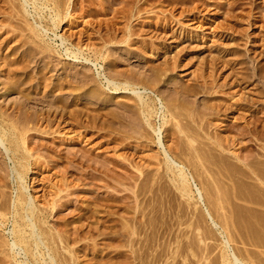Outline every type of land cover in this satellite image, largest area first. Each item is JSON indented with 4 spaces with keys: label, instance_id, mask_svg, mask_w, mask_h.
I'll return each mask as SVG.
<instances>
[{
    "label": "rangeland",
    "instance_id": "1",
    "mask_svg": "<svg viewBox=\"0 0 264 264\" xmlns=\"http://www.w3.org/2000/svg\"><path fill=\"white\" fill-rule=\"evenodd\" d=\"M67 1L71 10L75 0ZM83 1L87 5V23L81 18L74 23L64 20L56 29L49 20L50 7H42L39 14L34 9V0L28 3L24 0H0V107H4L2 110L8 108L9 113L14 111L13 116H19L21 111L14 110L13 102L25 101L27 93L31 99L26 100L23 110L29 111L32 119H40L37 127H33V122L28 124L29 140L44 151L40 160L45 158L39 168L29 170V175L22 178L24 182L20 180L15 171L18 161L8 150L7 146H11L8 140L1 138L3 123L0 122V174L3 175L0 177H6L8 182L0 188L8 194L1 199L9 201L22 190L28 200L35 198L36 202H46L53 197V192L58 191L57 188L64 189L60 193L61 200H58L60 206L58 204L48 220L42 219L40 223L44 230L55 236L51 242L45 240L50 244V251L42 246L49 264H52L49 257L53 256L62 264H229L232 261L224 260L228 252V256L233 258L236 253L245 261L264 264V0ZM12 3L15 4L14 10ZM23 5L30 13H25L27 20L34 27L48 22L49 26L46 24L41 30L39 28L40 38L28 29L27 20L17 14ZM95 28L102 33L115 34L117 38L127 36V42L107 45L108 56L111 55L109 59L114 61L112 65H109V59L108 62L95 61L93 52L88 53L87 50L75 58L72 51L78 52L77 48L69 41H62L61 35L79 34L85 29L94 36L91 42L98 43L101 33ZM29 33L35 39H26ZM21 36L28 42H20ZM86 38L88 36L84 37L85 43L88 41ZM38 45L45 50L36 54L34 60L39 66L47 62L50 70L47 76L53 79V83L70 74L78 80H88L90 86L77 91L66 87L40 92L34 78L42 75L38 72V64L31 63L25 73L20 65L12 62L23 52L31 51L30 48L32 54ZM66 48H70L68 53ZM158 66L166 68V71L154 92L165 103L173 101L174 97L176 100L179 94L178 99L182 97L181 101L187 102L180 103L187 104V109L189 106L199 115L206 102L221 110L216 116L211 115L212 125L208 130L221 136L226 149L208 143L199 147L201 143L197 145V141V144L193 143L199 147L197 151L196 146H190L194 147V152L184 144L188 157L184 158L190 160L196 155L192 161L196 160L190 162L189 167L202 188L204 201L197 192L193 194L194 198H188L190 201L186 200L180 195L172 176L166 172L162 146H175L170 138L177 135L173 137L171 134L167 138L162 130L161 143L159 135L152 129L153 137L148 135L149 138L145 139L136 137L135 130L131 134L135 126H130L128 121L132 120L138 126L142 120L133 112L134 108L128 106L132 103L133 91L115 90L104 78L119 79V75L126 72L128 74L124 77L132 75L138 81L151 78L156 82ZM11 70L16 71L15 78L10 76ZM32 76L35 88L28 83ZM18 78L25 79L28 84L25 82L22 89L13 86L8 90L9 82ZM205 80V84L211 87V91L207 88L208 93L197 91L186 96L180 92L183 85L201 90L198 85ZM57 96L62 98L53 103ZM39 97L45 99L41 101ZM108 98L114 101L104 102ZM63 101L69 105L68 113L70 111L71 115L72 110L75 115L72 113L70 116L58 108ZM231 106L234 111L226 110ZM184 115L181 122L186 120ZM119 116L126 117V121L122 122ZM153 120L159 126L160 118L155 116ZM177 121L170 122L176 127ZM249 121L252 128L256 125L254 132L245 129ZM170 122L166 127L174 131L175 127ZM125 131L130 132L126 134ZM203 133L194 136L207 140ZM190 151L193 155L188 153ZM198 153L202 154L201 158H198ZM204 153H208V158ZM31 199L30 202L34 201ZM206 207L216 223L207 214ZM9 216L10 222L0 228V257L4 253H12L10 248L2 246V243L13 240L14 218L13 214ZM59 230L63 232L58 238L56 233ZM17 258L25 264H38L32 256L27 262L25 251H21ZM9 259L11 263L18 264Z\"/></svg>",
    "mask_w": 264,
    "mask_h": 264
},
{
    "label": "bare ground",
    "instance_id": "2",
    "mask_svg": "<svg viewBox=\"0 0 264 264\" xmlns=\"http://www.w3.org/2000/svg\"><path fill=\"white\" fill-rule=\"evenodd\" d=\"M26 1V3L30 2L31 0H24ZM43 2L41 3V1H39L40 3H38V0H34V3L36 4L35 5V10H37V12L39 14H41V10H42V7H50L51 9V13H50V21L53 25L54 28L58 29L61 24L63 23L64 20H67L69 23L72 22L74 23V20H77V19H82V20H86L85 18L87 16V5L85 4V2L83 0H75L74 3H73V6L71 8V10H69L70 6L68 5V1L67 0H42ZM206 3V2H205ZM204 3V4H205ZM12 5H14L12 8L13 10L15 9V4L12 3ZM30 5V4H29ZM89 7V6H88ZM91 10V9H90ZM20 12V13H19ZM89 12V11H88ZM26 14H30L29 11L27 10V8L25 7V5L21 6L19 11H17V14L21 17H24L26 20L28 19L26 17ZM21 14V15H20ZM89 15V14H88ZM16 16V15H15ZM41 18H43V16H41ZM89 20V19H88ZM90 21V20H89ZM84 22V21H83ZM76 23V22H75ZM86 23H87V20H86ZM91 23V22H90ZM89 23V24H90ZM26 24L28 26V29L31 31V33H33L37 38H40V30L41 28H44L45 25L47 24L48 25V22H46L45 25H42V24H39L37 25L36 27H34V25L30 22H28V20L26 21ZM85 24V23H84ZM91 25V24H90ZM95 25V23H94ZM101 25V23L99 24ZM86 26V25H85ZM102 27V25H101ZM40 28V30H39ZM83 28V27H82ZM93 28V27H92ZM27 29V30H28ZM50 28H46V30H48ZM96 29V28H95ZM98 29V28H97ZM96 29V30H97ZM100 29V28H99ZM28 30V31H29ZM85 30V29H84ZM84 30H81V32L79 34L75 33L74 35L70 34L69 36L67 35H61V38H62V41H69L75 48H77L78 52H75V51H72V54L75 58H78L80 55H83L84 52L87 50L89 51L88 53H91L93 52V56L95 57V61H99L100 59L101 60H107L110 58V56H108V48L106 49L107 45L110 44V43H124V42H127V36L125 35L126 33L123 34V38L119 37L118 38H121V39H118L115 34L113 35H110L109 32L108 33H102V31H98L99 33H101L99 36L100 38V41L98 43L96 42H91V38H94L93 35H91V33L88 31H84ZM101 30V29H100ZM113 32V31H111ZM31 33H29V36H27L26 39H30V40H33L35 39L32 35H30ZM97 33V32H96ZM97 33V34H99ZM117 35V34H116ZM20 37V35H18ZM88 36V38H86L88 41L87 43H85L84 41V37ZM93 36V37H92ZM20 42L22 41H25V43L28 42V40H25V38L23 39V37L21 36L20 39H18ZM77 40V42H76ZM95 40V39H94ZM131 40V39H130ZM129 40V41H130ZM72 47V46H71ZM29 49V48H28ZM31 51H32V48H30ZM33 52L32 54L30 53L31 51L28 50L23 52V55H20L18 58L16 57V59H12V62L14 61L15 64H18L21 66V68L25 71L26 73V70L31 67V63H36L38 64L37 62H35V56L36 54L40 53V52H43L45 49L44 47H42L41 45H38L36 48H33ZM67 50V53L68 51L70 50V48H66ZM74 50V49H73ZM35 52V53H34ZM70 55V53H69ZM87 60H92V59H89V58H86ZM118 59V58H117ZM94 60V59H93ZM116 61V60H115ZM108 62V60H107ZM112 62L113 59H109V65H112ZM107 63V64H108ZM168 63V62H167ZM167 63H164L165 65ZM119 64V63H118ZM115 65V64H114ZM113 65V66H114ZM112 67V66H111ZM153 67V66H152ZM157 67V66H156ZM159 67V66H158ZM165 67H168V64L167 66ZM38 72H42V75L40 77H37L35 75L34 78L37 80V87H39V91L41 92L43 89L45 91V89H52V88H56V90H62L65 89L66 87L68 88H73L75 89L76 91L79 89H82V88H85L90 86V82L88 80H78L76 76H73V75H70V74H67L65 77H57V82L56 83H53V79L51 80L50 77H48L47 75V71H50L49 70V66L47 65V62H44L43 65L39 66L38 64ZM114 68V67H113ZM112 68V69H113ZM116 68V67H115ZM166 69V68H165ZM163 67H159L158 69H156V78L157 81L155 82V80L153 81L151 78L150 80L149 79H142V80H137L136 78L133 79V77L131 76H127V77H124V75H127L128 73L125 72V74L123 73V71H121V73L123 74H120L119 75V79L118 78H115L114 79H109L107 78L106 76L104 77L108 83V85H113L115 90H120V89H125V90H132L133 91V96L131 99L132 103H128V106H130L129 108L132 107L133 109V112H135L137 114V116L139 115L142 120L144 121V123H141L142 120L140 121V123L138 124L137 126V123L135 124L134 121H128L130 126L132 125L134 128H133V133L134 130L136 131V133H140L138 134H135L136 137L140 138V139H143L144 137H148V135L150 137H153L151 136L152 133L150 132V129L153 130V133L156 132L158 135H159V140L160 142L162 143V136H160L161 134V131L164 130V132H166V136L168 138L171 137V134H173V137L174 135H177L174 137V139H171L174 143H175V146H166V145H163L162 146V152L164 154V164H165V167H166V172L168 174H170V176H172L171 179H173L172 181L175 183V186L176 188L178 189L180 195L186 197V200L190 197L194 198L193 194L194 193H198L199 196H200V199L202 201H204V196H203V191H202V188L199 186L198 184V181H197V178H195L196 176L193 175L192 171L190 170L191 168L189 167V165L194 162L192 161V159H194V157H192V159L188 160L187 158V149H185V145H186V148L187 147H190V146H194V144L196 143L197 145H199L201 143V145L199 147H202V143H203V146L204 144H213L215 145L216 147H221L223 146L224 148V140L221 138V136H219V134H211V132L208 130L209 126L212 125V121H211V115H215V114H218L220 113V109L218 107H216L215 105H213L212 107L210 105H207V102L206 104L203 106L205 109H203V112L200 113V111L198 110V113L196 111H193V110H190L189 109V106H188V109H187V104H181L180 102H183L185 103L183 100L181 101V99H183L181 97V99H178L179 97V94L176 98V100L171 99L173 101L169 102V103H165L162 99V97H160L158 94H156L154 91V88H158V84H159V81L162 82V75L164 74V71H166ZM168 70V69H167ZM12 71V70H11ZM46 71V72H45ZM114 71V70H113ZM161 71V72H160ZM120 72V71H119ZM163 72V73H162ZM10 73V72H9ZM14 73H16V71H12V74L10 76H15ZM118 73V72H117ZM28 74V73H27ZM39 74V73H38ZM41 74V73H40ZM167 74V73H166ZM30 76V75H29ZM32 78V80H30V82L28 81H25L24 80H21L22 78H18L16 80H13L11 82H9V85H8V90L9 89H13V86H17V88H21V86L23 85L24 87V84L25 82L27 83H30V87L33 86V83L32 81H34V78ZM39 76V75H38ZM118 76V75H117ZM120 76H123V78L120 79ZM129 77V78H128ZM168 77V76H167ZM15 78V77H13ZM112 78V77H111ZM12 79V78H11ZM27 79V78H26ZM118 79V80H117ZM55 80V79H54ZM167 80V79H166ZM50 81V82H49ZM204 83H202V85H198L201 87V90H196L195 87H190V86H185L183 87L182 86V89L180 88V92H183L185 95L188 94V95H191L190 93H199V91H203L204 93H208L206 90L207 88H209L208 90L211 89V87H208V83L205 84V82H207L206 80L203 81ZM7 83V82H6ZM27 83V84H28ZM171 83V82H170ZM177 83V82H176ZM175 84V83H173ZM195 85L197 83H194ZM176 85V84H175ZM174 85V86H175ZM188 85V84H186ZM194 86V85H193ZM34 87V86H33ZM32 87V88H33ZM177 87V86H176ZM175 87V88H176ZM35 88V87H34ZM113 88V87H112ZM153 88V89H152ZM199 89V87H197ZM6 89V90H7ZM22 89V88H21ZM30 90V89H28ZM27 90V91H28ZM177 90V88H176ZM26 91V90H25ZM75 91V92H76ZM211 91V90H210ZM209 91V92H210ZM49 92V91H48ZM74 92V91H73ZM29 93H32V92H29ZM177 93V92H176ZM211 93V92H210ZM73 94V93H72ZM97 94V93H95ZM94 94V95H95ZM101 94V93H100ZM99 95V94H98ZM102 95V94H101ZM100 95V96H101ZM183 94H181L180 96H182ZM183 95V97L185 96ZM197 95V94H196ZM44 96V95H43ZM47 96V95H46ZM76 96V95H75ZM100 96H99V99H100ZM187 96V95H186ZM45 97V96H44ZM105 97V96H104ZM103 97V98H104ZM40 98V97H39ZM39 98H36V99H39ZM62 98V96H57L55 99H53V103H57L59 102V100ZM65 98V97H64ZM67 98V97H66ZM70 98V97H69ZM76 99V97H74ZM95 98H98L97 96ZM185 98V97H184ZM30 100L31 98L29 96H27V93H26V100ZM35 99V98H34ZM41 101H43V99L45 98H40ZM109 99V98H108ZM188 99V98H187ZM26 100L25 101H20V102H13L15 105L13 108L14 110H20L21 112L19 116H13V113L14 111L10 112L8 111V108L5 109V110H2V108L4 107H0V119H1V123H3V132L1 133V138L5 137V139L8 140V142L10 143V147H8V150L9 152L11 151V153H13V156L15 159H17L18 163H16L18 165L17 169H15V171L17 172V176L18 178L20 177V180H23L22 178H24L29 170L31 169H34V168H39L42 163L44 162H41L42 159L44 160L45 158H42L40 160V158L43 156V154H41V152H44L41 149H38L37 147L39 146H35L34 144L31 143V140H29V131H30V128H28V124L30 125V122L32 123L33 122V127H37V123L40 121V119H38L37 117L35 119H32L31 118V115L29 111L27 110H23V105L24 103H26ZM48 100V99H47ZM68 100V99H67ZM98 100V99H97ZM167 100V99H166ZM170 100V99H169ZM168 100V101H169ZM36 101V100H35ZM40 101V100H39ZM46 101V100H45ZM44 101V102H45ZM66 101V100H65ZM69 101V100H68ZM107 102V101H114L112 99H105L104 102ZM28 102V101H27ZM61 102V101H60ZM64 102V101H63ZM67 102V101H66ZM74 102V100H73ZM116 102V101H115ZM118 102V101H117ZM116 102V103H117ZM121 102V101H120ZM126 102V101H125ZM173 102V103H172ZM181 105H179V103ZM40 103V102H39ZM48 103V102H47ZM50 103V102H49ZM52 103V104H53ZM70 103V101L68 102ZM71 103H72V100H71ZM187 103V102H186ZM51 104V103H50ZM93 105H97L96 103H92ZM126 104V103H125ZM204 104V103H203ZM62 106L58 107L60 108L61 110H63V112H67L68 113V104L67 103H63V104H60ZM237 105V104H235ZM12 106V105H11ZM43 106V105H42ZM52 106V105H51ZM215 106V107H214ZM26 108V107H25ZM124 108V107H123ZM125 108H128V107H125ZM218 108V109H216ZM233 107H229L227 108L226 110H233L232 109ZM12 109V108H11ZM42 109V108H41ZM49 109H53V108H49ZM37 110V109H35ZM45 110V108H44ZM48 110V109H47ZM46 110V111H47ZM59 110V109H58ZM109 110V109H108ZM117 110V109H116ZM120 110V109H119ZM131 110V109H130ZM129 110V111H130ZM187 110V112H185ZM196 110V109H194ZM209 110V111H207ZM39 111V109L37 110ZM36 111V112H37ZM43 111V110H42ZM49 111V110H48ZM47 111V112H48ZM112 111V110H111ZM118 111V110H117ZM117 111H113V112H117ZM121 111V110H120ZM126 111V110H125ZM35 112V111H34ZM58 112H61V111H58ZM110 112V111H108ZM124 112V111H122ZM132 112V111H131ZM196 112V113H195ZM228 112V111H227ZM17 113V112H16ZM21 113L23 114L22 117H21ZM46 113V112H45ZM49 113V112H48ZM56 113V112H55ZM70 113V111H69ZM68 113V115H70ZM72 110H71V115H72ZM75 113V112H74ZM73 113V114H74ZM119 114V112H117ZM127 113V112H126ZM130 113V112H128ZM187 113V114H185ZM207 113H209V115H207ZM234 113V112H233ZM32 114V113H31ZM108 114V113H107ZM106 114V115H107ZM111 114V113H109ZM108 114V115H109ZM186 116H185V115ZM252 114V113H251ZM36 115V114H35ZM43 115V114H42ZM45 115V114H44ZM48 115V114H47ZM50 115V114H49ZM67 115V114H66ZM70 115V116H71ZM75 115V114H74ZM97 115V114H96ZM100 115V114H98ZM108 115L106 117H108ZM120 115V114H119ZM122 115V114H121ZM124 115V114H123ZM185 116V122H181L182 120H184L183 116ZM207 115V116H205ZM226 115V114H225ZM228 115V114H227ZM226 115V116H227ZM254 115V114H253ZM73 116V115H72ZM127 116V114H126ZM131 116V115H130ZM135 116V115H134ZM133 116V117H134ZM138 116V117H139ZM159 117L160 118V123H159V126H157L158 124H155L153 121V118L154 117ZM182 116V117H181ZM216 116V115H215ZM220 116V115H219ZM34 117V116H33ZM75 117V116H74ZM117 117V116H115ZM121 117V116H119ZM123 117V118H122ZM120 119L121 121H126L124 116H122ZM222 117V116H221ZM71 118V117H70ZM98 118V116H97ZM114 118V117H113ZM182 118V119H181ZM213 118V117H212ZM220 118V117H219ZM43 117H42V121H43ZM76 119V118H75ZM74 119V120H75ZM103 119V118H102ZM115 119V118H114ZM113 119V121H114ZM118 119V117H117ZM129 119V118H128ZM131 119V118H130ZM133 119V118H132ZM36 120V122H35ZM106 120H109L108 118ZM138 120V118H137ZM162 120V121H161ZM175 121H179V123L176 122V127L172 125V122ZM45 121V120H44ZM118 121V120H117ZM172 121V122H170ZM35 122V124H34ZM75 122V121H74ZM104 122V121H102ZM110 122V121H109ZM120 122V121H119ZM127 122V124H128ZM138 122V121H137ZM169 122L171 123V125L175 128H173L174 131L171 130V127L169 125L170 128L166 127L167 124H169ZM1 123H0V126H1ZM73 123V121H72ZM106 123V122H105ZM103 123V124H105ZM113 123V122H112ZM118 123V122H117ZM121 123V122H120ZM119 123V124H120ZM233 123V122H232ZM40 124V122H39ZM38 124V125H39ZM115 124V123H114ZM113 124V125H114ZM123 124V123H121ZM125 124V123H124ZM225 124V123H224ZM22 125V127H21ZM35 125V126H34ZM78 125V124H77ZM253 125V124H252ZM121 126V125H120ZM129 126V125H126V127ZM214 126V124H213ZM217 128H218V125H216ZM227 126L229 127V124H227ZM256 126V125H254ZM253 126V128H254ZM2 128V127H1ZM116 130H118L117 127H115ZM121 128V127H120ZM252 126H250V121L249 123H247V125L245 126V129L248 130L249 132H252L253 130ZM33 129V128H31ZM123 129V127L121 128ZM120 129V130H121ZM220 129V128H219ZM256 129V128H255ZM254 129V130H255ZM119 130V131H120ZM126 130V129H124ZM172 132H171V131ZM253 130V132H254ZM132 131V129H131ZM126 132V131H125ZM130 132V131H128ZM128 132H126V134H128ZM207 134V136L204 134ZM170 133V135H169ZM176 133V134H174ZM178 133V134H177ZM203 133V138L205 139V137H207L206 139L207 140H201L202 138H200L201 136H199V138H197L198 136L197 135H202ZM214 133V132H213ZM220 133V132H219ZM140 135V136H139ZM164 135V134H163ZM194 135H196L197 137H195ZM79 136V135H78ZM165 136V135H164ZM133 137V135H132ZM172 137V138H173ZM80 138V137H79ZM134 138V137H133ZM75 139V138H74ZM78 139V138H77ZM145 139V138H144ZM2 140V139H0ZM79 141V139H78ZM143 141V140H142ZM141 141V142H142ZM146 141V140H145ZM3 142V141H2ZM4 142H6L4 140ZM172 142V143H173ZM145 143V142H144ZM173 143V144H174ZM190 143V145L188 146V144ZM194 143V144H193ZM185 144V145H184ZM193 144V145H191ZM207 144V145H208ZM184 145V146H183ZM196 146L195 150L199 147ZM194 146V147H195ZM6 147V148H7ZM177 148V150L179 149V152L177 150H175V148ZM179 147V148H178ZM194 147H190L189 149L193 148ZM207 147V146H206ZM185 149V152H183V150ZM222 148V149H223ZM197 149V150H198ZM211 149V148H210ZM213 149V148H212ZM226 149V148H224ZM230 148H228L229 150ZM42 150V151H41ZM196 150V151H197ZM205 150V149H203ZM209 150V149H208ZM189 151V150H188ZM194 151V150H193ZM193 151L191 152H188V153H191V155H193ZM200 151V150H199ZM207 151V150H206ZM212 151V150H211ZM8 152V151H7ZM195 152V151H194ZM213 152V151H212ZM231 152V151H230ZM197 153V152H196ZM203 153V152H202ZM211 153V152H210ZM209 153V154H210ZM205 154V153H204ZM208 153H206L204 156H208L207 155ZM218 154V153H216ZM221 154V153H220ZM160 155V154H159ZM190 155V154H189ZM200 155V156H199ZM211 155V154H210ZM187 157V158H184V157ZM198 158H201L202 157V154L198 153ZM214 156V155H213ZM219 156V155H218ZM217 156V157H218ZM221 156V155H220ZM223 156V155H222ZM216 157V156H215ZM216 157V158H217ZM12 158V159H14ZM208 158V157H207ZM239 158V157H238ZM219 159H221L219 157ZM46 160H47V157H46ZM161 160V159H159ZM187 161L189 162V164L187 163ZM206 161V159L204 160ZM191 162V163H190ZM200 162V161H199ZM15 166V165H14ZM6 174V173H5ZM10 174V173H9ZM15 174V173H14ZM167 174V175H168ZM2 175V174H0ZM7 175V174H6ZM29 175V174H28ZM27 175V176H28ZM3 176V175H2ZM6 177H0V188L2 185H7L6 183ZM25 180V179H24ZM23 180V182H24ZM151 181V179H149ZM156 180V179H155ZM148 181V182H150ZM153 181V180H152ZM20 183L22 184V182L20 181ZM20 184V185H21ZM150 184V183H149ZM152 184V183H151ZM157 185V184H156ZM162 185V184H161ZM160 185V186H161ZM4 186V187H5ZM26 186V185H25ZM56 186V185H55ZM21 187V186H20ZM19 187V188H20ZM23 187V186H22ZM22 187L20 189H22ZM27 187V186H26ZM25 187V188H26ZM59 187V186H58ZM157 187V186H156ZM24 188V189H25ZM28 188V187H27ZM155 188V187H154ZM164 188V187H163ZM26 190V189H25ZM57 192H53V197L49 200H47L46 202H36L34 199L35 198H32L34 201L30 202L29 199L26 197L27 195L24 194L21 190H19L20 194H18L15 198H9V201H7L6 199H1V197L5 196L7 193L5 191H1L0 190V228L3 226V225H6V223H9L10 222V214L12 215L13 214V218H14V221H13V227L11 229V234L13 236V240L12 241H6L5 243H2V246L4 247H8L11 249L12 253H4V256H1L0 257V264H13L10 262V258L14 259L15 262H17L18 264H25L23 260H20L17 258V255L19 256V254H21V251H25L26 253V261L28 260V258H30V256H32L33 258H35V261H37L38 264H47L48 261L45 260V252H43V249H42V246H45L46 248H48V250L50 251L51 247H50V244L46 243L47 240H54V235H50L46 230H44V228L41 226V220L42 219H47L48 220V217L49 215H51L55 209L58 208V204L60 203V201L58 200H61L59 199L60 197L62 198V196H60V193L62 191H64L63 188H57ZM162 190V189H161ZM160 190V191H161ZM163 192V191H162ZM157 193V192H156ZM62 194V193H61ZM154 194V193H153ZM152 194V195H153ZM159 194V193H158ZM8 195V194H7ZM11 195V194H10ZM26 195V196H25ZM156 195V194H155ZM29 196V195H28ZM52 196V195H51ZM158 196V195H157ZM11 197V196H10ZM13 197V195H12ZM5 198V197H4ZM190 198V199H192ZM31 199V200H32ZM155 199V198H154ZM46 200V199H45ZM150 200V199H149ZM157 200V199H156ZM137 201V200H136ZM159 201V200H158ZM188 201H190L188 199ZM138 202V201H137ZM148 202V201H147ZM150 202V201H149ZM154 202V201H153ZM148 204V203H147ZM60 206V204H59ZM154 206V205H153ZM205 207V206H204ZM156 208V207H155ZM155 211V210H154ZM206 212L207 214L212 218L211 220L215 222V220L213 219L212 215H211V212L209 210L208 207H206ZM151 213V212H150ZM154 213V212H153ZM148 215V214H147ZM154 215V214H153ZM9 216V217H8ZM151 216V214H150ZM152 217V216H151ZM157 217V216H155ZM148 218V217H147ZM33 219V220H32ZM152 219V218H151ZM150 219V220H151ZM154 219V218H153ZM146 220V219H145ZM148 221V220H147ZM153 221V220H152ZM151 221V222H152ZM150 222V223H151ZM148 223V222H146ZM145 223V224H146ZM155 224V223H154ZM149 225V224H148ZM152 225V223H151ZM150 226V225H149ZM155 226V225H154ZM151 227V226H150ZM37 228V229H36ZM38 230V231H41L40 234L35 231ZM155 230V229H153ZM152 230V231H153ZM252 231V229L250 230ZM256 231V230H255ZM63 230H59L57 233H56V236L59 238L61 237V234H62ZM159 232V231H158ZM152 233V232H151ZM258 233V232H257ZM256 233V234H257ZM37 234V235H36ZM157 234V232L155 233ZM154 234V235H155ZM251 234V232H250ZM248 234V235H250ZM253 234V233H252ZM244 235V234H243ZM258 235V234H257ZM152 236V235H151ZM158 236V235H157ZM253 236V235H252ZM256 236V235H255ZM259 236V235H258ZM257 236V237H258ZM154 237V236H153ZM248 237V236H247ZM251 237V235L249 236V238ZM156 238V237H154ZM252 238V237H251ZM254 238V237H253ZM261 239V238H260ZM5 240V239H4ZM46 240V242H45ZM52 240V241H53ZM263 240V239H262ZM51 242V241H50ZM52 245V244H51ZM228 246V245H227ZM43 247V248H45ZM53 247L54 244H53ZM52 247V249H53ZM56 248V247H55ZM19 249V251H18ZM45 251V250H44ZM48 251V252H49ZM56 251V250H55ZM4 252V251H3ZM232 253V252H231ZM230 253V254H231ZM3 254V253H2ZM48 254V253H47ZM227 255L226 258L224 260H226L227 262L228 261H232L233 264H256L254 262H248V261H245L243 259H241L240 257H238L235 254H233L234 258L231 257V255L228 256L229 252L226 253ZM57 255V253H56ZM51 256V254H50ZM50 258V262H52V264H60L61 262L60 261H57V258L56 257H49ZM62 258V257H61ZM59 259V258H58ZM61 260V259H60ZM64 260V259H63ZM13 261V260H12ZM62 261V260H61ZM28 262V261H27ZM63 262V261H62ZM225 262V261H224ZM225 262V263H227ZM36 263V262H35ZM66 263V262H65ZM63 262V264H65ZM231 262H229L230 264ZM231 263V264H232ZM30 264V263H29ZM49 264V263H48ZM51 264V263H50ZM62 264V263H61ZM67 264V263H66Z\"/></svg>",
    "mask_w": 264,
    "mask_h": 264
}]
</instances>
